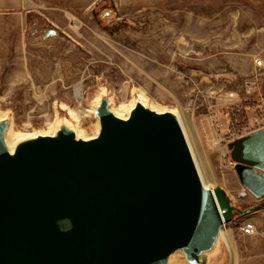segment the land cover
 <instances>
[{
    "label": "rangeland",
    "instance_id": "1",
    "mask_svg": "<svg viewBox=\"0 0 264 264\" xmlns=\"http://www.w3.org/2000/svg\"><path fill=\"white\" fill-rule=\"evenodd\" d=\"M103 101L130 116L139 104L178 115L208 185L241 210L264 203L240 183L229 149L264 129V0H21L0 9L7 148L63 129L93 137ZM224 234L196 264H264V206L236 215ZM173 261L192 264L182 250Z\"/></svg>",
    "mask_w": 264,
    "mask_h": 264
},
{
    "label": "water",
    "instance_id": "2",
    "mask_svg": "<svg viewBox=\"0 0 264 264\" xmlns=\"http://www.w3.org/2000/svg\"><path fill=\"white\" fill-rule=\"evenodd\" d=\"M103 101L96 138L41 137L14 155L0 122V264H168L210 251L241 210L206 188L176 115ZM244 189L264 198V129L229 145Z\"/></svg>",
    "mask_w": 264,
    "mask_h": 264
},
{
    "label": "bare ground",
    "instance_id": "3",
    "mask_svg": "<svg viewBox=\"0 0 264 264\" xmlns=\"http://www.w3.org/2000/svg\"><path fill=\"white\" fill-rule=\"evenodd\" d=\"M143 99V98H142ZM111 103V102H110ZM137 104V103H136ZM100 105V104H99ZM134 105V104H133ZM146 109L148 108V106L146 107L145 105H143ZM135 108V107H134ZM109 109V111L116 117V118H118V119H120V120H124V121H126V120H128L129 119V117H130V110H127L126 109V106H120L117 110H114L113 109V107L111 108V107H109L108 108ZM67 110V109H66ZM147 110H149V109H147ZM160 111V110H159ZM158 111V113H161V112H159ZM77 114V113H76ZM75 115V114H74ZM96 115H98V111H97V114ZM76 116V115H75ZM78 116V115H77ZM177 116V118L179 119V121H180V123H181V126H182V128H183V131H184V133H185V136H186V138H187V142H188V144H189V147H190V149H191V153H192V155H193V158H194V160H195V164H196V166H197V169H198V172H199V175H200V178H201V181H202V183H203V185L206 187V188H208V189H211V190H214L215 188L213 187V186H210V185H208V183L206 182V180H205V178L203 177V174H202V172H201V170H200V168H199V165H198V162H197V160H196V158H195V154H194V151H193V149H192V147H191V144H190V141H189V139H188V135L186 134V131H185V128L183 127V123H182V120H181V118L178 116V115H176ZM70 124V123H69ZM80 126V125H79ZM73 127V126H72ZM77 127V126H76ZM69 128H71V127H69ZM97 128V127H96ZM51 129V128H50ZM100 129L101 128H99L98 127V131H97V133H96V135L95 136H93V137H88V135L87 136H85V135H83L84 133H82V131H80L79 129H74V131H75V135H76V137H75V139H77V140H91V139H93V138H96L98 135H99V132H100ZM51 130H53V129H51ZM73 130V129H72ZM9 131V130H8ZM56 131V130H55ZM52 132V131H51ZM50 132V133H51ZM85 132V131H84ZM6 134H8V133H6ZM12 135V134H11ZM10 136V135H9ZM13 135H12V139H13ZM42 137V136H41ZM43 137H45V136H43ZM10 138V137H9ZM38 138V137H37ZM9 141H12V140H9ZM8 141V142H9ZM31 141V140H30ZM14 143V142H13ZM15 144V143H14ZM9 148H8V150H9V153L11 154V155H14L15 154V149H14V146L12 145V143H9ZM223 234H224V227L221 229V232H220V237H222L223 236ZM225 235V234H224ZM176 254V252L174 253V254H172L171 255V257H170V263L169 264H171L172 263V261H173V258H174V255ZM174 262V261H173ZM173 264V263H172Z\"/></svg>",
    "mask_w": 264,
    "mask_h": 264
},
{
    "label": "built area",
    "instance_id": "4",
    "mask_svg": "<svg viewBox=\"0 0 264 264\" xmlns=\"http://www.w3.org/2000/svg\"><path fill=\"white\" fill-rule=\"evenodd\" d=\"M257 66L261 67L262 62H257ZM256 233V226L253 223H247L242 228V234L245 237H251Z\"/></svg>",
    "mask_w": 264,
    "mask_h": 264
},
{
    "label": "crops",
    "instance_id": "5",
    "mask_svg": "<svg viewBox=\"0 0 264 264\" xmlns=\"http://www.w3.org/2000/svg\"><path fill=\"white\" fill-rule=\"evenodd\" d=\"M21 0H0V9L7 10L11 8H17L20 5Z\"/></svg>",
    "mask_w": 264,
    "mask_h": 264
}]
</instances>
